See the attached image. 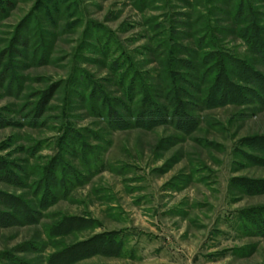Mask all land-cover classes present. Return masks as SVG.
<instances>
[{"label": "rangeland", "instance_id": "374dc122", "mask_svg": "<svg viewBox=\"0 0 264 264\" xmlns=\"http://www.w3.org/2000/svg\"><path fill=\"white\" fill-rule=\"evenodd\" d=\"M144 1L12 0L0 19V192L35 208L56 155L83 176L31 224L0 225V264H65L54 256L102 235L120 247L70 264H264V234L244 217L264 218V106L188 108L185 129L122 127L132 122L116 103L124 64L160 73L155 34L187 36L180 22L198 10L197 0ZM216 36L264 74L239 37ZM102 97L124 123L97 115ZM71 217L85 223L51 235Z\"/></svg>", "mask_w": 264, "mask_h": 264}, {"label": "trees", "instance_id": "16d2710c", "mask_svg": "<svg viewBox=\"0 0 264 264\" xmlns=\"http://www.w3.org/2000/svg\"><path fill=\"white\" fill-rule=\"evenodd\" d=\"M259 1L197 0L193 4L198 10L194 11L193 15L185 14V22H180L181 26L188 29L187 36L180 33L178 37L171 29L168 37L156 41L155 34L152 53L161 64L160 73L152 75L140 72L137 66L141 64L138 63L124 64L126 68L120 77V91L123 97L116 103L132 122L126 121L122 127L153 128L158 125H173L185 129L190 127L194 120L188 114L190 112L188 108L195 112L249 102L264 106V74L255 70L248 60L239 59L228 53L216 36V33L219 35L228 33L239 37L247 51L264 66V24L260 21L264 13L259 8ZM144 2L141 0V5H144ZM188 5L191 8L194 6ZM218 5H221V8ZM13 7L12 0H0V19L6 17ZM173 24L177 25L176 22ZM180 36H185L189 42H182ZM99 100L97 108L89 104V107L96 109L99 117H105L112 124L124 123L121 115L115 109L109 108L106 97ZM104 113L106 116H103ZM60 162L58 156H54L44 169L43 175L36 181L35 208L23 202L22 197L0 192V205L7 209L6 212L0 210L1 226L31 224L36 220V214L40 213V210L46 209L59 197L66 195L76 182L82 180L83 176L72 172L70 165L65 168L61 162L62 168L58 169ZM1 165L0 176L4 179L5 169L4 165ZM66 169L70 180L66 176ZM94 169L89 173L97 171ZM58 173L61 176H58ZM52 189H57L56 193ZM256 215L255 212H251L244 214V217L250 220L255 233L263 235L264 218L257 219L259 215ZM260 215L264 216V211ZM81 223L85 222L74 217L66 218L55 226V232L51 235L55 233L59 236L65 235L73 228H78ZM115 239L116 237L111 239L108 235L94 237L73 244L54 258L70 264L96 254L100 248L105 252L112 249L109 246L110 242V245L119 248L120 245Z\"/></svg>", "mask_w": 264, "mask_h": 264}]
</instances>
